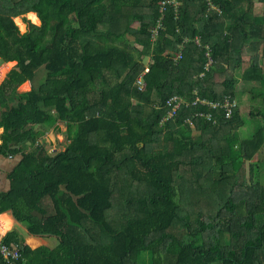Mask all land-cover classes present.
<instances>
[{
  "label": "trees",
  "instance_id": "obj_1",
  "mask_svg": "<svg viewBox=\"0 0 264 264\" xmlns=\"http://www.w3.org/2000/svg\"><path fill=\"white\" fill-rule=\"evenodd\" d=\"M255 1L0 0V58L18 60L0 84V117L12 145L32 143L0 213L12 208L31 233L58 238L32 249L7 233L21 247L13 264H264V184L239 190L245 159L258 151L264 167V111L239 140L221 136L244 123L237 107L226 117L197 100H232L239 81L264 93ZM28 13L42 21L22 32L14 18ZM173 96L182 103L169 116ZM58 122L70 143L49 154L36 138Z\"/></svg>",
  "mask_w": 264,
  "mask_h": 264
},
{
  "label": "rangeland",
  "instance_id": "obj_2",
  "mask_svg": "<svg viewBox=\"0 0 264 264\" xmlns=\"http://www.w3.org/2000/svg\"><path fill=\"white\" fill-rule=\"evenodd\" d=\"M254 10L257 12V14L261 15L262 10H263V3L261 1H255L254 3ZM32 13V12H30ZM28 14H23L20 16H17L14 18L16 24L19 26L20 30L22 32H25L29 28V24H36L40 25L41 24V19L40 17L37 16L36 19H33V17ZM37 15V14H36ZM137 24V23H136ZM128 41L137 46L138 44L135 41V36L127 34ZM253 56H251L248 52H245L242 55V67H246L249 65V63L252 61ZM150 60V57H145V64L147 65ZM257 61L258 64L260 65L263 73H264V52L261 54V52H258L257 54ZM18 62L17 59L13 60V64ZM17 66V65H16ZM232 72L229 69H226L224 73L222 74L221 72L217 76V80L221 81L225 75H229ZM44 71L41 69L38 72L37 79H40L41 76H43ZM39 81V80H38ZM37 81V82H38ZM42 80H40L41 82ZM220 84V83H219ZM220 86V85H219ZM237 86V91L235 92V98L234 102L236 104V107L238 109L239 115L243 119L244 123H241L237 125L235 128L231 129L232 131L230 132L229 129H226V132H221V136H228V135H235L239 138V140L246 139V138H251L252 136V121H249L250 119V114H253L256 112L264 111V93L260 90H254L255 89H262L263 87L256 82H243L239 81L236 84ZM259 117V115L257 116ZM65 144H61L62 142L55 143L57 147H59L58 151H61L65 149V147L69 144L68 137L64 139ZM68 143V144H67ZM220 144L222 146H225L227 144V140L224 139V137H221L220 139ZM48 145V144H47ZM52 148V144H50ZM57 151V152H58ZM258 152V151H257ZM251 154L249 158L244 160V174H243V179L244 185L239 187L240 191L248 192L252 187L258 186L260 184H264V167H260L259 163L257 162L256 159V153ZM260 152L262 153V156L264 157V146L260 149ZM262 168V169H261ZM210 240L212 243V247L214 250V260L215 259H222V256L225 251V246L219 243V234L217 232L211 231L210 232Z\"/></svg>",
  "mask_w": 264,
  "mask_h": 264
},
{
  "label": "crops",
  "instance_id": "obj_3",
  "mask_svg": "<svg viewBox=\"0 0 264 264\" xmlns=\"http://www.w3.org/2000/svg\"><path fill=\"white\" fill-rule=\"evenodd\" d=\"M261 2L263 3L264 10V1ZM254 13L259 15L255 10ZM17 63L18 62L13 64V60L4 61L0 58V84L6 78L7 73L16 67ZM31 88L32 82L26 81L19 86L18 91L28 92L31 90ZM4 109L5 108H1L0 110L3 111ZM38 130L43 129L40 127L35 129V131ZM66 130V124L64 122H58L54 127L47 130L45 134L38 136L36 138L37 143H42L46 151L49 154H53L59 150V147H57L55 143L62 142L61 144H65L64 139L68 137ZM2 139L5 140L4 143ZM68 141L70 143L69 139ZM50 144H52V148H50ZM0 145L6 151H8L10 148L19 149L16 153H0V195H2L8 193L12 189L13 174L18 168L20 162L23 160L24 154L31 151L32 143L31 141L27 140L22 144L12 145V137L8 123L0 117ZM66 147L63 150H66ZM0 232L5 235L10 232H16L23 243L32 249H37L42 246L55 248L58 244V238L55 235L31 233L29 231V227L15 217L12 208L0 213Z\"/></svg>",
  "mask_w": 264,
  "mask_h": 264
},
{
  "label": "built area",
  "instance_id": "obj_4",
  "mask_svg": "<svg viewBox=\"0 0 264 264\" xmlns=\"http://www.w3.org/2000/svg\"><path fill=\"white\" fill-rule=\"evenodd\" d=\"M176 0H168V2H175ZM153 29V36L156 35L158 28L154 27ZM148 70V67L145 68V71ZM144 71V72H145ZM143 72V74H144ZM141 74L139 76L138 79V85L139 88H143L144 83L142 80V75ZM197 100H200L204 103H207L208 105H211L212 107H220L223 108L225 111V116L229 117L232 113V110L236 107V104L234 102V99L229 100V99H224L223 101H211V100H207L205 98L200 99L197 98ZM169 103H172V108L171 110H169L168 115H172L176 109L180 106V104L182 103V99L179 98L178 96H173L171 97V99L169 100ZM208 117L211 116V113H208L207 115ZM5 237V234H3L2 232H0V254L2 256V258L9 264H13L14 262L20 260L22 258V253H21V247L18 244H15L13 242L6 244L3 239Z\"/></svg>",
  "mask_w": 264,
  "mask_h": 264
},
{
  "label": "water",
  "instance_id": "obj_5",
  "mask_svg": "<svg viewBox=\"0 0 264 264\" xmlns=\"http://www.w3.org/2000/svg\"><path fill=\"white\" fill-rule=\"evenodd\" d=\"M33 215L38 216V217H42V216H43V215H42L39 211H37V210L33 211Z\"/></svg>",
  "mask_w": 264,
  "mask_h": 264
},
{
  "label": "clouds",
  "instance_id": "obj_6",
  "mask_svg": "<svg viewBox=\"0 0 264 264\" xmlns=\"http://www.w3.org/2000/svg\"><path fill=\"white\" fill-rule=\"evenodd\" d=\"M30 15L33 17V19H35L34 14H30Z\"/></svg>",
  "mask_w": 264,
  "mask_h": 264
}]
</instances>
